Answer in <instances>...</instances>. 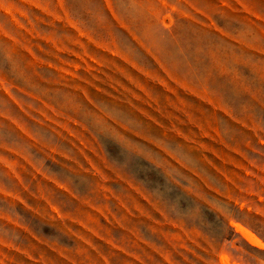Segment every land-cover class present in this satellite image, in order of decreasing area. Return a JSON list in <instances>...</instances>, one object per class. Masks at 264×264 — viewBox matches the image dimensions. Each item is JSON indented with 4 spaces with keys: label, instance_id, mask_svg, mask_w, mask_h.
<instances>
[{
    "label": "rangeland",
    "instance_id": "374dc122",
    "mask_svg": "<svg viewBox=\"0 0 264 264\" xmlns=\"http://www.w3.org/2000/svg\"><path fill=\"white\" fill-rule=\"evenodd\" d=\"M0 264H264V0H0Z\"/></svg>",
    "mask_w": 264,
    "mask_h": 264
}]
</instances>
